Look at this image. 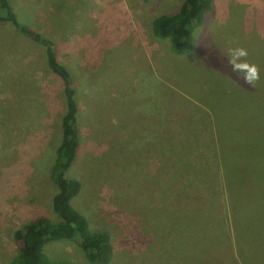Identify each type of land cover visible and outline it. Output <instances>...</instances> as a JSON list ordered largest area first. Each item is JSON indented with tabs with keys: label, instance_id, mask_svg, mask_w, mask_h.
<instances>
[{
	"label": "rangeland",
	"instance_id": "obj_1",
	"mask_svg": "<svg viewBox=\"0 0 264 264\" xmlns=\"http://www.w3.org/2000/svg\"><path fill=\"white\" fill-rule=\"evenodd\" d=\"M9 1L73 74L81 147L68 177L83 186L75 206L110 235L108 264H264V0H213L219 16L207 14L195 48L181 56L152 35L151 22L176 13L182 0ZM235 48L259 67L254 85L233 72ZM41 55L0 29V264L18 252L13 232L39 215L56 219L48 170L64 99ZM168 146L189 160L207 158L214 173L224 160L227 174L174 175ZM222 175L239 188L233 196ZM169 179L196 181L180 207L186 218L201 207L209 221L193 228L190 249L188 226L171 214L175 200L160 192ZM46 253L90 264L73 243Z\"/></svg>",
	"mask_w": 264,
	"mask_h": 264
},
{
	"label": "trees",
	"instance_id": "obj_2",
	"mask_svg": "<svg viewBox=\"0 0 264 264\" xmlns=\"http://www.w3.org/2000/svg\"><path fill=\"white\" fill-rule=\"evenodd\" d=\"M212 2L213 0H182V4L176 13L159 15L152 20V35L160 40H168L169 51L176 56L190 53L195 48L194 33L204 23L212 8ZM0 29L7 31L17 40H24L26 44L40 50L46 70L61 84L64 99L63 113L59 123L60 137L48 170V181L55 189L51 198V211L56 219L52 220L47 216L39 215L13 232L12 237L18 247V252L10 264H71L68 261H53L46 253L48 246L57 243H73L81 250L84 258L90 264H108L113 256L110 235L106 230L93 229L87 217L75 206L74 202L81 194L83 186L79 180L68 177V172L81 147L78 126L80 107L74 89L73 74L59 61L58 51L53 41L47 35L33 29L29 22L20 21L9 0H0ZM16 56H25V54L17 51ZM262 125L264 127L263 123ZM172 137H162L161 139H172ZM188 144H196V140H191ZM188 144L187 146H189ZM181 147L183 148V146ZM169 149L167 153L171 158L170 164L176 166L172 171L174 175L186 173L190 177L199 178L200 175L210 178L211 175V177H216L218 171L219 173L222 171L223 175L227 174L224 160L217 172L214 173L207 158L189 160L186 154L181 156L172 147L169 153ZM238 152V150L235 152L234 159L241 158V155L237 154ZM183 158L185 159L182 160ZM165 162L166 160H160L159 163L161 164L154 166V168L161 173V169L164 168L162 165ZM182 163H185V169L177 167L178 164L181 165ZM189 167L194 169L188 170ZM169 178L173 179L174 177ZM170 179L167 180L169 185L162 187L160 192L164 194L168 192L175 200L171 214L180 227L188 226L185 235L191 242L185 247L190 249L194 244L193 228L201 224L204 227L209 221L206 218L203 220L200 218L201 207V210L197 209V206L189 208V217L187 218L184 217L183 209L180 207L182 199L188 195L186 194L188 193L186 186L189 185L195 191L196 181L185 182L182 180V183L177 180L170 181ZM223 179L227 186L232 184L224 176ZM171 187L175 189H169ZM149 203H145L146 207H149ZM201 220L202 222H200ZM175 231L174 234H179L182 229L176 227ZM175 237L177 236L175 235Z\"/></svg>",
	"mask_w": 264,
	"mask_h": 264
},
{
	"label": "clouds",
	"instance_id": "obj_3",
	"mask_svg": "<svg viewBox=\"0 0 264 264\" xmlns=\"http://www.w3.org/2000/svg\"><path fill=\"white\" fill-rule=\"evenodd\" d=\"M229 64L233 72L242 73V79L245 84L254 85L260 79L259 67L255 64H250L242 58L247 57L248 52L244 48H235L229 50Z\"/></svg>",
	"mask_w": 264,
	"mask_h": 264
},
{
	"label": "crops",
	"instance_id": "obj_4",
	"mask_svg": "<svg viewBox=\"0 0 264 264\" xmlns=\"http://www.w3.org/2000/svg\"><path fill=\"white\" fill-rule=\"evenodd\" d=\"M215 2H212V8H211V12L213 11V13L217 14L218 10H216L215 8V5H214ZM217 16H219V14H217ZM213 17V16H212ZM217 18V17H216ZM206 21V20H205ZM205 23V22H204ZM227 190L229 191V195L230 196H233V193L236 192L239 188L236 186L233 188V185L230 184L228 186H226Z\"/></svg>",
	"mask_w": 264,
	"mask_h": 264
}]
</instances>
